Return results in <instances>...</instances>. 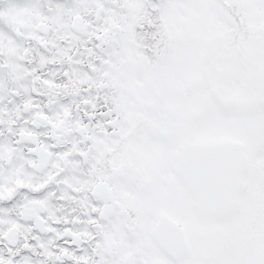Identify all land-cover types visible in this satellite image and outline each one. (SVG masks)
I'll return each mask as SVG.
<instances>
[{"label": "snow or ice", "instance_id": "6c2138e0", "mask_svg": "<svg viewBox=\"0 0 264 264\" xmlns=\"http://www.w3.org/2000/svg\"><path fill=\"white\" fill-rule=\"evenodd\" d=\"M0 264H264V0H0Z\"/></svg>", "mask_w": 264, "mask_h": 264}]
</instances>
